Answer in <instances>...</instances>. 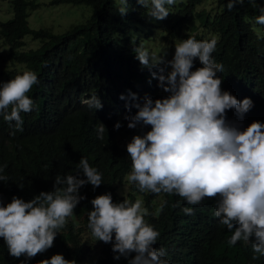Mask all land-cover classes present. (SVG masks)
Here are the masks:
<instances>
[{"label":"trees","instance_id":"trees-1","mask_svg":"<svg viewBox=\"0 0 264 264\" xmlns=\"http://www.w3.org/2000/svg\"><path fill=\"white\" fill-rule=\"evenodd\" d=\"M205 1L177 0L168 18L154 21L145 16L146 10L136 0H129L130 10L123 17L117 12L118 0H50V4H84L90 8L84 21L71 23L60 33L28 26V11L37 6L34 0L9 1L11 16L0 21V41L7 46L2 59L11 65L20 64L23 69L16 72L0 67L2 82L31 70L37 74L39 84L28 94L36 109L29 114L21 113L22 131L0 116V166L7 165L3 174L10 177L9 181L0 182V197L7 204L13 196L29 201L41 191H50L57 175L74 174L82 156L103 173L104 182L95 192L90 185L81 189L87 200L74 210L54 247L27 264H38L55 254L85 264L96 248V264H128L123 257L114 260L112 245L97 242L87 227L90 201L105 192L112 193L114 202L123 199L134 202L137 198L144 201L151 213L145 219L160 233L154 247L166 249L165 259L170 264H264V257L251 259L249 243L228 245L231 232L214 216L215 205L206 208L202 202L191 206L176 195L140 193L126 179L130 159L123 139L130 130L123 117L129 114L125 108L129 101L119 97L128 95L127 87L141 83L137 71L141 67L133 48L143 42L157 38L154 49H158L161 43L178 42L189 36L197 40L216 37L215 61L224 66V72L218 75L222 79L227 75L228 79L223 90L230 91L238 100L240 90L254 91L256 97L264 99V25L255 23L264 0H255V4L245 0L232 11L225 7L227 0H214L209 9L200 7ZM26 36L36 40L38 47L20 50ZM93 94L101 99L102 110L89 109L81 103ZM243 96L252 95L243 93ZM248 113L255 121L264 122L262 107L254 106ZM117 121L124 127L114 131ZM99 122L108 131L103 140L97 139ZM44 146L58 151L53 160L58 166L49 164ZM20 184L24 185L22 191L17 187ZM165 201L167 204L158 212ZM177 202L180 207H173ZM184 207H193V214L186 215ZM23 259L11 257L0 238V264H21Z\"/></svg>","mask_w":264,"mask_h":264},{"label":"clouds","instance_id":"clouds-1","mask_svg":"<svg viewBox=\"0 0 264 264\" xmlns=\"http://www.w3.org/2000/svg\"><path fill=\"white\" fill-rule=\"evenodd\" d=\"M244 2L227 0L225 7L232 11L236 4ZM248 2L255 4V0ZM136 3L146 10L145 16L150 20L164 21L177 0ZM129 10V0H118L117 12L121 17ZM259 12L255 23L264 25V7H259ZM174 42L161 43V48L154 49L158 40L152 39L133 48L141 67L137 70L141 83L127 87L128 95L119 97L129 101L125 104L129 114L123 117L130 130L123 139L130 159L126 179L140 193L176 195L191 206L202 202L206 208L215 205L214 216L231 232L228 245L249 243L251 259L258 260L264 257V122L250 118L248 112L254 106L264 109V99L256 97L254 91L240 90L238 100L230 91L223 90L228 79L227 75L224 79L218 75L224 72V66L215 61L216 37L197 40L189 36L178 39L175 45ZM24 46L20 50L34 49ZM4 62L10 64L8 60ZM15 64L0 67L16 72L23 69H17ZM2 79L0 75V116L22 131L21 113L29 114L37 107L28 95L39 84L37 74L26 70L14 79L4 78V83ZM151 81L154 82L147 85ZM243 93L252 96L245 98ZM81 103L96 111L104 106L97 94ZM122 127L124 124L117 121L113 130ZM96 132L99 140L108 133L101 122ZM44 148L49 164L58 166L53 163L58 151ZM6 168L7 165L0 166V182L10 179L3 174ZM89 185L93 192L104 185L103 173L82 156L74 174L54 178L52 190L41 191L29 201L13 196L7 204L0 197V238L8 254L17 260L24 257L21 264H27L53 248L74 210L87 200L81 189ZM17 187L24 189L23 184ZM90 204L87 227L97 242L112 245L114 260L123 257L128 264H170L165 259L166 249L154 247L160 233L146 221L151 213L141 198L114 202L112 193L105 192L95 196ZM166 204L167 201L157 211H162ZM173 207H180V203ZM182 211L191 215L193 207H184ZM38 264L77 261L55 254Z\"/></svg>","mask_w":264,"mask_h":264},{"label":"rangeland","instance_id":"rangeland-1","mask_svg":"<svg viewBox=\"0 0 264 264\" xmlns=\"http://www.w3.org/2000/svg\"><path fill=\"white\" fill-rule=\"evenodd\" d=\"M10 0H0V21H4L11 16L9 8ZM37 6L28 11V26L33 29L37 28H47L53 33H60L64 31L69 24L74 22L84 21L89 15L90 8L84 4H71V3H59V4H50V0H34ZM214 0H206L200 5L209 9L213 6ZM25 42L24 48L37 47L38 42L36 40L30 39L26 36L23 38ZM157 38H154L156 42ZM7 50V46L1 43L0 41V65H11L2 59L4 53ZM15 67L19 69L22 67L20 64H15ZM125 186L121 188V191H125ZM98 254V248H96L91 254L87 257L89 261L85 260V264H96L95 257ZM87 258V259H88Z\"/></svg>","mask_w":264,"mask_h":264}]
</instances>
